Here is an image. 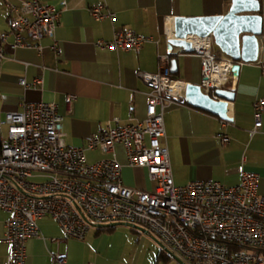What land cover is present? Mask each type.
Wrapping results in <instances>:
<instances>
[{
  "label": "built area",
  "instance_id": "obj_1",
  "mask_svg": "<svg viewBox=\"0 0 264 264\" xmlns=\"http://www.w3.org/2000/svg\"><path fill=\"white\" fill-rule=\"evenodd\" d=\"M8 6V29L0 31V60L6 57L7 43L13 48L35 47L41 54L39 41L49 37L55 51L60 8L40 0ZM90 14L95 20L115 16L105 3L91 7ZM196 40L197 46L189 41L200 57L201 87L213 93L233 75L234 61L213 52L211 36ZM148 41L157 42L150 35L117 28L111 40L95 44L138 52ZM169 59L168 54L159 55L156 72H138L148 87L145 118L126 125L113 118V125L92 134L84 146L65 142L63 115L55 102H22L21 110L0 118V208L8 214L0 240L10 244L6 264H25V243L30 237H42L37 219L45 215L56 220L66 237L78 240L85 238L92 223L126 221L147 229L187 264H264V194L258 192V174L243 171L234 186L217 180L174 183L164 113L168 105L185 102L186 82L173 76ZM260 69L264 76V62ZM42 82L41 75L32 83L20 79L24 87ZM74 98L68 95L65 100L70 105ZM252 106L255 132L262 127L264 95ZM219 137L223 144L229 141L224 132ZM116 145L124 148L128 166L146 170L152 190L125 186L116 157L86 162V150L115 153ZM50 255L54 264H68L58 250Z\"/></svg>",
  "mask_w": 264,
  "mask_h": 264
},
{
  "label": "crops",
  "instance_id": "obj_2",
  "mask_svg": "<svg viewBox=\"0 0 264 264\" xmlns=\"http://www.w3.org/2000/svg\"><path fill=\"white\" fill-rule=\"evenodd\" d=\"M20 1L0 0V31L8 29V2L18 4ZM40 1L61 9L55 28L56 49L51 48L49 37L39 41L43 46L41 54L35 47L5 45L6 57L0 60V118L8 111L21 110L22 102H55L63 115L64 140L72 146H84L92 134L113 125V118H118L120 125L145 118L148 87L138 72H156L159 55L168 54L169 63L171 59L176 60L174 77L201 84L200 57L168 45L173 18L224 14L231 4V0ZM259 2L262 32L257 37L258 60L240 61L238 74L229 75L223 85L234 92V99L228 104L233 120L223 124L218 116L186 102L166 107L165 141L176 185L217 180L234 186L240 182L242 172L248 171L258 174V192L264 194V113L261 129L252 131L255 121L252 103L264 95V76L260 69V63L264 62V0ZM99 3H105L115 13L112 20H95L91 16L90 8ZM117 28L150 35L157 42H145L138 52L101 49L95 44L98 40H111ZM11 41L10 36L8 42ZM212 48L220 58L227 57L214 43ZM39 75L43 77L40 86L24 87L20 83L22 78L32 83ZM68 95L75 97L70 105L65 100ZM130 106H133L132 113ZM221 132L229 136L226 144L220 140ZM106 157H116L122 164V180L123 171L132 168L139 189H153V182L142 179L145 169L127 165L122 145H116L115 153H105L100 148L85 151L88 163ZM123 184L128 186L124 181ZM7 215L0 208V239ZM37 224L42 237L27 239L25 264H54L50 253L57 250L68 264H117L108 257V248L101 249L97 241L102 227L91 225L85 238L78 240L66 237L56 220L48 215L38 218ZM92 227L95 230H91ZM9 251L10 244L0 240V264H6ZM170 257L158 256L164 263ZM168 264L179 263L173 258Z\"/></svg>",
  "mask_w": 264,
  "mask_h": 264
},
{
  "label": "water",
  "instance_id": "obj_3",
  "mask_svg": "<svg viewBox=\"0 0 264 264\" xmlns=\"http://www.w3.org/2000/svg\"><path fill=\"white\" fill-rule=\"evenodd\" d=\"M259 0H231L228 11L224 14L175 16L173 18V34L168 39V45L180 47L182 53H192L194 46L187 39L189 34L199 37L211 36L214 45L234 63L231 73L237 75L242 62H256L259 55L258 36L262 32V16L259 13ZM170 71L175 72L176 60L171 59ZM234 99V92L230 89L217 87L213 93L202 90L201 84L186 82L184 100L193 107L208 111L220 119L230 122L233 116L229 112V101ZM98 227L126 225L144 233L148 231L131 222L115 221L111 223L94 224ZM161 249L171 255L179 264H187L177 257L165 245L153 237Z\"/></svg>",
  "mask_w": 264,
  "mask_h": 264
},
{
  "label": "rangeland",
  "instance_id": "obj_4",
  "mask_svg": "<svg viewBox=\"0 0 264 264\" xmlns=\"http://www.w3.org/2000/svg\"><path fill=\"white\" fill-rule=\"evenodd\" d=\"M214 46L218 48L216 45ZM142 179L149 182L146 172ZM123 181L131 188H139L132 168L123 171ZM91 230H95V227H92ZM98 235L100 238L97 241H100L101 249L108 248V257L115 259L117 264H125L130 261L132 264H168L173 259L170 257L164 263L162 259L158 258L161 247L153 239V237L158 238L151 232L144 233L126 225H116L112 230H101ZM163 251L167 253L165 250Z\"/></svg>",
  "mask_w": 264,
  "mask_h": 264
},
{
  "label": "trees",
  "instance_id": "obj_5",
  "mask_svg": "<svg viewBox=\"0 0 264 264\" xmlns=\"http://www.w3.org/2000/svg\"><path fill=\"white\" fill-rule=\"evenodd\" d=\"M176 78V77H175ZM114 227H106V228H100V230H112ZM159 256H161L162 258H166V257H170V255L169 254H167V253H165L164 251H163V249H161L160 250V253H159Z\"/></svg>",
  "mask_w": 264,
  "mask_h": 264
},
{
  "label": "bare ground",
  "instance_id": "obj_6",
  "mask_svg": "<svg viewBox=\"0 0 264 264\" xmlns=\"http://www.w3.org/2000/svg\"><path fill=\"white\" fill-rule=\"evenodd\" d=\"M172 34H173V32H172ZM187 39H189V40H191L192 41V43H193V45L194 46H197V44H198V42H197V40H196V36L195 35H193V34H189L188 36H187ZM93 224H95V223H92L91 225H93ZM135 224V223H134ZM140 226V225H139ZM142 227V226H141ZM144 228V227H143ZM147 230V229H146ZM148 231V230H147ZM149 233V232H148ZM159 241H160V239H159ZM168 249V248H167Z\"/></svg>",
  "mask_w": 264,
  "mask_h": 264
}]
</instances>
